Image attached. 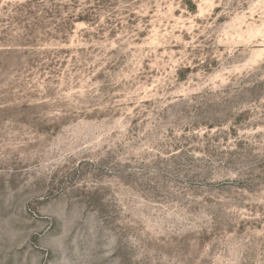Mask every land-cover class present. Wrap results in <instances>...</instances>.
<instances>
[{
    "label": "rangeland",
    "instance_id": "1",
    "mask_svg": "<svg viewBox=\"0 0 264 264\" xmlns=\"http://www.w3.org/2000/svg\"><path fill=\"white\" fill-rule=\"evenodd\" d=\"M0 264H264V0H0Z\"/></svg>",
    "mask_w": 264,
    "mask_h": 264
}]
</instances>
